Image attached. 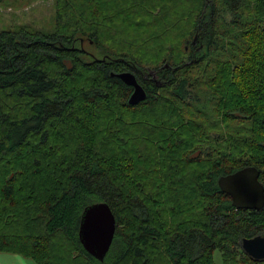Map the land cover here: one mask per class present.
I'll list each match as a JSON object with an SVG mask.
<instances>
[{
    "label": "trees",
    "instance_id": "obj_1",
    "mask_svg": "<svg viewBox=\"0 0 264 264\" xmlns=\"http://www.w3.org/2000/svg\"><path fill=\"white\" fill-rule=\"evenodd\" d=\"M53 14L50 31L0 26V253L264 264L241 250L264 237V207L218 186L252 167L264 188V0H53ZM95 203L116 223L102 262L78 237Z\"/></svg>",
    "mask_w": 264,
    "mask_h": 264
},
{
    "label": "water",
    "instance_id": "obj_2",
    "mask_svg": "<svg viewBox=\"0 0 264 264\" xmlns=\"http://www.w3.org/2000/svg\"><path fill=\"white\" fill-rule=\"evenodd\" d=\"M132 92L128 98L130 106H136L146 98V94L131 72L116 75ZM255 168H244L218 180L220 190L228 195L235 209L259 211L264 207V188L258 180ZM116 223L111 209L106 203L88 206L81 217L78 237L88 255L102 262L113 241ZM241 250L250 259L264 261V237L255 236L241 241Z\"/></svg>",
    "mask_w": 264,
    "mask_h": 264
},
{
    "label": "rangeland",
    "instance_id": "obj_3",
    "mask_svg": "<svg viewBox=\"0 0 264 264\" xmlns=\"http://www.w3.org/2000/svg\"><path fill=\"white\" fill-rule=\"evenodd\" d=\"M12 5L0 6V26L29 25L33 29L50 31L53 28V0H11ZM35 264L11 254L0 253V264ZM213 264H222L218 251L213 253Z\"/></svg>",
    "mask_w": 264,
    "mask_h": 264
},
{
    "label": "crops",
    "instance_id": "obj_4",
    "mask_svg": "<svg viewBox=\"0 0 264 264\" xmlns=\"http://www.w3.org/2000/svg\"><path fill=\"white\" fill-rule=\"evenodd\" d=\"M14 256H16V255H14ZM18 257H19V256H18ZM21 263H22V264H25L23 261H21Z\"/></svg>",
    "mask_w": 264,
    "mask_h": 264
}]
</instances>
